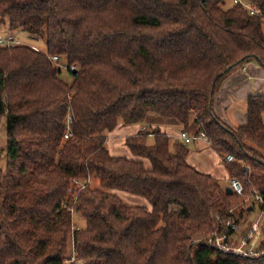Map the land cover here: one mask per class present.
I'll use <instances>...</instances> for the list:
<instances>
[{
  "label": "trees",
  "instance_id": "obj_1",
  "mask_svg": "<svg viewBox=\"0 0 264 264\" xmlns=\"http://www.w3.org/2000/svg\"><path fill=\"white\" fill-rule=\"evenodd\" d=\"M244 2L254 9L233 0H0L11 30L46 33L45 51L0 43V264H76L70 238L84 264H264V253L209 242L221 233L227 246L236 231L225 221L239 222L254 190L264 212V94L248 96L247 122L235 128L214 110L227 73L251 60L264 66V0ZM150 114L203 132L244 192L227 193L160 128L126 138L150 167L112 155L107 134ZM117 190L152 208L126 204Z\"/></svg>",
  "mask_w": 264,
  "mask_h": 264
},
{
  "label": "rangeland",
  "instance_id": "obj_2",
  "mask_svg": "<svg viewBox=\"0 0 264 264\" xmlns=\"http://www.w3.org/2000/svg\"><path fill=\"white\" fill-rule=\"evenodd\" d=\"M234 2V0H233ZM235 3V2H234ZM240 4V3H237ZM0 36L4 40V45H11V44H28L32 45L34 48L39 49V50H46V33L40 32V33H32L29 32L23 28H19L16 30H11L10 29V23H9V18H3L0 16ZM58 65L62 69V74L61 77L64 79L67 83H72L73 82V75L69 72L68 70V65L67 62L63 59L60 58L58 60ZM257 62L255 60H251L248 63H254ZM248 63H245L243 66L248 65ZM242 67V66H241ZM261 69L262 74H264V66L261 65L259 67ZM260 75L259 78H254L250 79L249 82L253 85V88H257L255 85L256 84H261V91H264V75ZM247 81V80H246ZM248 87V85L246 86ZM237 88H234L236 90ZM233 90V91H234ZM257 90H248L246 88H238V98L236 99H230L231 103L229 106H226V112L228 115V122H233L231 125L232 127H238L239 125H242L243 123L240 122L242 121V117L246 118L247 116V94L248 93H256ZM264 93V92H262ZM246 97L244 98V96ZM249 96V95H248ZM247 98V99H246ZM226 115V116H227ZM264 120V116H263ZM247 122V121H246ZM240 123V124H239ZM245 123V122H244ZM120 126L113 131V133H108V140H107V148L109 152L113 155H118V156H126L131 159H138L144 162V164L147 167H150V162L146 158H140L131 152L129 147L126 145V140L125 137L123 136V131L127 128L126 131H129L128 129L132 127L130 124H124L120 123ZM174 126V125H173ZM165 129L171 127L169 123L164 125ZM124 128V129H122ZM149 131L152 132L154 128L148 127ZM176 130V126L174 127ZM196 128L190 129V131H195ZM119 130V131H118ZM125 131V133H126ZM131 131V130H130ZM148 131V130H147ZM187 131V130H186ZM189 131V130H188ZM123 134V135H122ZM129 135H132L129 134ZM207 139V141L211 144L210 140L206 137H203ZM7 133H6V118L0 122V169H5L7 166V156H6V146H7ZM151 142V139H150ZM191 149H193L192 146H190ZM199 158L201 160H204L207 163V166H204L206 168H210L214 170V174L212 172H208L212 174L213 176L215 173L217 174L218 179L220 178L222 186L225 188L227 186L232 187V181L233 180H238L241 185L243 186V191L244 192V183L241 181L239 178H230L229 177V172L226 163L220 159L219 157H211L208 154L205 153V156L199 155ZM226 161L229 162L226 156ZM214 161V163H212ZM241 163H244L241 161ZM215 167V168H214ZM207 170V169H206ZM206 172V171H204ZM93 186L98 185L97 180H93L91 183ZM233 188V187H232ZM234 192V191H233ZM116 193L123 199V201L128 204V205H142L146 206L149 209L152 208L151 203L149 200L143 196L140 195H135L131 194L125 191L117 190ZM236 193V192H234ZM241 193V194H242ZM239 194V193H237ZM239 194V195H241ZM259 196L258 190H254V195L251 196L250 198L247 199V201H244L241 205H239L240 209V216H236V218L239 219V222L233 221V220H228L225 221V225H231L233 224L236 226L233 228L235 229L236 233L228 237L226 239L229 240L226 248H229L231 250H234L236 252H239L240 248H242L241 251L242 254L245 255H255L257 253H264V212L260 210L259 207V202L260 200L257 198ZM234 211V209H233ZM235 212V211H234ZM78 214L75 216V227L79 226L80 223L77 221L78 218L82 219ZM231 222V223H230ZM223 234L221 233H216L215 235L212 236V239L209 240L210 243H215L219 246H223ZM246 241V244L243 245L242 243ZM225 247V246H223ZM241 253V252H240ZM68 254L71 257L72 261H75L76 264H84L83 261L76 260L74 258V251H73V240L70 238L69 244H68Z\"/></svg>",
  "mask_w": 264,
  "mask_h": 264
},
{
  "label": "crops",
  "instance_id": "obj_3",
  "mask_svg": "<svg viewBox=\"0 0 264 264\" xmlns=\"http://www.w3.org/2000/svg\"><path fill=\"white\" fill-rule=\"evenodd\" d=\"M261 65L262 64H260L258 61L254 62V63H248V65H246V66H242V67L239 66V67L234 68L232 71L227 73L222 78L221 83L219 85L218 92L214 98V110H215L216 114L225 123H227L229 126L232 127L234 125V123L228 122V120H227L228 115L226 112V106H229V104L231 103L230 99H236L239 97L238 96V88L239 87L246 88L248 90H257L256 93L264 94V93H262L264 91H261V88H260L261 84H256L255 86L257 88H253V85L249 82L250 79L259 78V76L262 74V73H260L261 69L259 68V67H261ZM262 75H264V74H262ZM247 85H248V87H246ZM234 88H237V89L234 90ZM251 94H254V93H248L247 97H248V95H251ZM245 97H246V95L244 96V98ZM263 116H264V114H263ZM242 119L243 120L242 121L240 120V122L245 124L247 121V116H246V118L242 117ZM167 123H169L171 125V127L165 129L164 125ZM231 123H233V125H231ZM130 125H132V127L128 129L129 131H126L127 128L125 129L126 133H125V131H123L124 135L123 134L122 135L126 136L124 140H126V138L128 136H131V135H129L131 133H132V135H135L141 130H148L149 131L148 127L160 128L162 130V132L168 134L170 137H172L174 139H180L179 138L180 133L183 130H185L177 120L165 119V118L158 116V115H155V114L148 115V117L146 118V121L144 123H135V124H130ZM119 126L120 125H118L116 127V129ZM175 126L177 128L176 130L174 129ZM122 129H124V128H122ZM188 132L191 135L197 134V132H195V131L189 130ZM152 138L153 137L150 136V139H152ZM190 146H192L193 149H191ZM189 148H190V152L188 155L189 163L191 165H193L194 167H196L197 169H199L200 171H203V172L206 171V173L212 172V174H214L215 171L210 169V168L204 167V166H207V163L204 160H201L199 158V155L205 156V153H206L211 157L215 158V156H216V157H219L221 159L218 151L207 141V139H205L203 137L196 138L192 143L189 144ZM116 156H118V155H116ZM212 163H214V161ZM214 176H217V174L215 173Z\"/></svg>",
  "mask_w": 264,
  "mask_h": 264
},
{
  "label": "built area",
  "instance_id": "obj_4",
  "mask_svg": "<svg viewBox=\"0 0 264 264\" xmlns=\"http://www.w3.org/2000/svg\"><path fill=\"white\" fill-rule=\"evenodd\" d=\"M234 2L235 3H240V4H244L246 7H249L251 10H253L254 8H252V7H250L249 5H247L245 2H244V0H234ZM0 43L2 44V45H4V40L2 39V37L0 36ZM53 59L54 60H58V57L57 56H55V57H53ZM66 137H68V135H66ZM201 137H206L205 136V134L203 133V132H201V133H199V134H196V135H191L188 131H186V130H183L181 133H180V135H179V138H180V140H182L184 143H186V144H190V143H192L196 138H201ZM227 159L229 160V161H231L232 159H233V156L232 155H228L227 156ZM233 187V188H232ZM232 190L234 191V192H236V193H239V194H241L242 193V191H243V186L241 185V183L238 181V180H233L232 181ZM257 198L259 199V200H261V196L259 195V196H257ZM231 223V222H230ZM229 226V225H228ZM233 226L234 227H236L234 224H233ZM232 226V227H233ZM243 245H245L246 244V241H244L243 243H242ZM222 245H223V243H222ZM223 246H225L224 248H226V245H223ZM222 246V247H223ZM227 249V248H226ZM242 250V248H240V250H239V252L238 253H242L243 251H241ZM236 252V251H235Z\"/></svg>",
  "mask_w": 264,
  "mask_h": 264
},
{
  "label": "water",
  "instance_id": "obj_5",
  "mask_svg": "<svg viewBox=\"0 0 264 264\" xmlns=\"http://www.w3.org/2000/svg\"><path fill=\"white\" fill-rule=\"evenodd\" d=\"M226 191H227V193H233V190L230 186L226 187Z\"/></svg>",
  "mask_w": 264,
  "mask_h": 264
}]
</instances>
